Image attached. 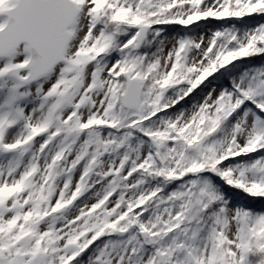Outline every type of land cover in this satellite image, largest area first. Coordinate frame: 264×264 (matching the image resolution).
Wrapping results in <instances>:
<instances>
[{
    "label": "snow or ice",
    "instance_id": "6c2138e0",
    "mask_svg": "<svg viewBox=\"0 0 264 264\" xmlns=\"http://www.w3.org/2000/svg\"><path fill=\"white\" fill-rule=\"evenodd\" d=\"M0 264H264V0H0Z\"/></svg>",
    "mask_w": 264,
    "mask_h": 264
},
{
    "label": "rangeland",
    "instance_id": "374dc122",
    "mask_svg": "<svg viewBox=\"0 0 264 264\" xmlns=\"http://www.w3.org/2000/svg\"><path fill=\"white\" fill-rule=\"evenodd\" d=\"M87 257H85V259H86Z\"/></svg>",
    "mask_w": 264,
    "mask_h": 264
}]
</instances>
